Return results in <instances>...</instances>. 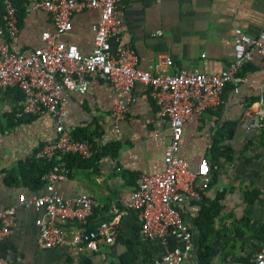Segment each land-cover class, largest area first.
I'll use <instances>...</instances> for the list:
<instances>
[{
  "label": "crops",
  "instance_id": "1",
  "mask_svg": "<svg viewBox=\"0 0 264 264\" xmlns=\"http://www.w3.org/2000/svg\"><path fill=\"white\" fill-rule=\"evenodd\" d=\"M26 1L30 0H15L16 45L22 51L37 47L43 30H53L50 15L24 10ZM114 12L121 26L110 39L111 48H132L142 69L168 56L177 67L217 72L232 59L234 28L256 36L264 26V0H116ZM98 17L97 9L74 12L70 29L60 39L88 54L91 26ZM238 76L236 91L227 85L218 108L185 119L177 151L190 170L200 158L208 160V188L179 209L194 250L201 241L209 248V264H250L254 251L264 246V57L253 54ZM130 95L116 138L109 113L121 98L118 91L90 76L85 92L61 94L63 127L75 138H90L99 150L86 160H69L67 176L55 187L62 195L84 191L94 197L90 225L110 218L111 204L129 194L140 174L163 169L168 122L158 115L146 88L135 83ZM20 105L15 88L0 98V208H14V224L0 241V256L14 264H120V257L130 250L131 264H165L160 253L180 248L181 240L174 235L164 242L143 239L131 210L120 213L108 247L79 253L67 246L37 245L34 218L41 211L19 204L16 197L42 193L41 175L35 181L41 167L31 159L42 143L53 139L54 122L47 112L14 118Z\"/></svg>",
  "mask_w": 264,
  "mask_h": 264
},
{
  "label": "built area",
  "instance_id": "2",
  "mask_svg": "<svg viewBox=\"0 0 264 264\" xmlns=\"http://www.w3.org/2000/svg\"><path fill=\"white\" fill-rule=\"evenodd\" d=\"M116 0H30L23 3L26 11L42 10L50 15L52 31L43 30L37 47L22 51L16 45L18 7L15 0H0V98L7 89L15 88L21 105L14 118L47 112L54 122V137L42 143L34 153L36 159L53 162L40 177L43 191L16 200L25 207L41 211L34 218L39 247L67 246L81 253L99 246H110L117 232L120 213L134 211L139 221V234L145 240L164 242L169 235L178 236L180 248L164 249L159 259L165 264L183 262L198 264L191 241V231L180 215L185 200L198 199L210 182L208 160L199 159L190 170L184 158L177 155L183 122L190 115L214 110L222 102L227 85L236 86L238 72L253 54L264 57V26L256 36L234 28L232 59L217 72L197 67H177L168 56H160L146 69L137 65V55L129 46L112 50L110 39L120 29L115 14ZM83 9H97L99 17L91 26L92 48L82 55L74 44L64 43L60 35L70 29L71 15ZM93 76L118 91L121 98L112 106L109 117L116 138L118 124L126 116L132 101L130 91L135 83L148 90L159 116L166 118L169 135L163 153V169L154 174H140L129 194L110 206L108 220L96 223L92 230L85 225L96 201L87 192L62 195L56 184L67 176L65 155L88 159L98 153V145L73 137L61 122L62 92L83 93ZM14 224L13 206L0 208V241L9 235ZM73 224V225H72ZM71 226V228H66ZM250 264H264V246L252 254ZM0 264H14L0 256ZM227 264V263H226Z\"/></svg>",
  "mask_w": 264,
  "mask_h": 264
},
{
  "label": "trees",
  "instance_id": "3",
  "mask_svg": "<svg viewBox=\"0 0 264 264\" xmlns=\"http://www.w3.org/2000/svg\"><path fill=\"white\" fill-rule=\"evenodd\" d=\"M18 5L19 4H16L17 7H18ZM76 138H78V137H76ZM83 139H87V140L92 141L90 138H83ZM63 160L65 161V164L67 166H69V160H72V161H81V160H86V159H80L79 157H77L75 155H69L68 154V155L63 156ZM31 162L34 163V164L37 163L39 165V167H41V171L35 177V181H37V182L39 181L40 175H43L51 167V165L53 163L51 161H45V160L36 159V158H33V157L31 159ZM102 221H104V220H102ZM96 223H98V222H96ZM95 224L90 225L89 222L87 221V223L85 225V229L86 230H92ZM208 250H209V248L206 245H203L202 244V241L199 242V245H198L197 249L194 250V253L196 255V259H197V263L198 264H209L210 255L208 253ZM130 257H132V254L130 253V250H128L125 253L124 256L120 257V262L119 263L120 264H131L130 260L128 259Z\"/></svg>",
  "mask_w": 264,
  "mask_h": 264
}]
</instances>
